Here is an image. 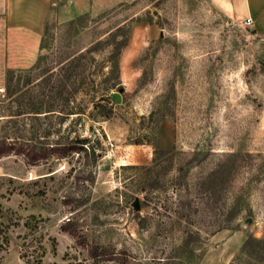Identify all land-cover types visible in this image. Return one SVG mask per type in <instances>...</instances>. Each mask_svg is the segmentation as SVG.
Returning <instances> with one entry per match:
<instances>
[{
	"label": "rangeland",
	"instance_id": "obj_1",
	"mask_svg": "<svg viewBox=\"0 0 264 264\" xmlns=\"http://www.w3.org/2000/svg\"><path fill=\"white\" fill-rule=\"evenodd\" d=\"M47 1L41 39L0 17V142L48 152L0 157V264H123L95 245L126 264H264L262 37L210 0ZM66 142L84 148L52 151Z\"/></svg>",
	"mask_w": 264,
	"mask_h": 264
},
{
	"label": "crops",
	"instance_id": "obj_2",
	"mask_svg": "<svg viewBox=\"0 0 264 264\" xmlns=\"http://www.w3.org/2000/svg\"><path fill=\"white\" fill-rule=\"evenodd\" d=\"M213 7L227 18L245 24L263 41L264 55V0H210ZM50 3L47 0H0V17L4 19L7 34H14L16 29L22 30L41 39L45 32ZM246 25V24H245ZM7 41L6 55L9 60Z\"/></svg>",
	"mask_w": 264,
	"mask_h": 264
},
{
	"label": "trees",
	"instance_id": "obj_3",
	"mask_svg": "<svg viewBox=\"0 0 264 264\" xmlns=\"http://www.w3.org/2000/svg\"><path fill=\"white\" fill-rule=\"evenodd\" d=\"M128 44V40L124 39L121 40L117 43H115V46L112 50L111 55L109 56V61L112 62V66H111V73L113 74L112 78H114L116 81L114 83H112L111 86H115L118 81H119V72H120V66H119V59H120V54L121 51L127 46ZM264 65V62H263ZM83 145L78 143V142H66L63 145H60L59 147H55L52 149V151L55 152H59L60 154H67L69 152H72L74 150H81L83 149ZM11 150H15L18 153H22L26 159L28 160V162L30 164H34L37 161L41 160V159H45L48 156V152L45 149H37V147L35 146H31V147H24L23 145H17V146H13L11 144H9L7 141H1L0 142V157L6 153H9ZM229 159L227 160V164L228 166L229 164ZM188 165L192 164L191 161H188L187 163ZM220 166V165H219ZM231 167H225L223 170H221V166L220 168H218L217 170L214 171V178H212V180L210 181V185H212L215 181L216 178H220V177H224L223 182H227L228 180H230L229 178V174L231 173ZM214 186V184L212 185V187ZM233 200V199H232ZM76 202H79L78 200H76ZM231 207V211H232V216H236L237 214L240 213V205L239 203H237V201L234 200V202L231 203L230 205ZM68 225H71L69 222L67 224H64L62 226V228L66 231H69L68 229ZM223 228V227H222ZM250 246V241L248 240L247 243L244 245L243 249H247ZM90 255L93 258L96 259H102V260H118L119 262L126 264V253L125 252H120L117 253L114 250H111L105 246H101V245H95L90 247L89 249Z\"/></svg>",
	"mask_w": 264,
	"mask_h": 264
},
{
	"label": "built area",
	"instance_id": "obj_4",
	"mask_svg": "<svg viewBox=\"0 0 264 264\" xmlns=\"http://www.w3.org/2000/svg\"><path fill=\"white\" fill-rule=\"evenodd\" d=\"M250 22H251V20H250V19H247V20L245 21V24L248 25V24H250Z\"/></svg>",
	"mask_w": 264,
	"mask_h": 264
}]
</instances>
